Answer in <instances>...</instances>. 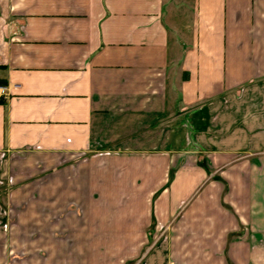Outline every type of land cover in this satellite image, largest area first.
I'll return each instance as SVG.
<instances>
[{
	"label": "crops",
	"instance_id": "0c3cea01",
	"mask_svg": "<svg viewBox=\"0 0 264 264\" xmlns=\"http://www.w3.org/2000/svg\"><path fill=\"white\" fill-rule=\"evenodd\" d=\"M0 84V264H264V0H1Z\"/></svg>",
	"mask_w": 264,
	"mask_h": 264
},
{
	"label": "rangeland",
	"instance_id": "374dc122",
	"mask_svg": "<svg viewBox=\"0 0 264 264\" xmlns=\"http://www.w3.org/2000/svg\"><path fill=\"white\" fill-rule=\"evenodd\" d=\"M0 3H1V0H0ZM12 181H10V183L7 184V186H6L7 188H4L5 189L4 191H1L0 190V193L2 192L1 194H4L5 195V193H8V192H11V195H14L15 194V192H13V191L15 190L14 185H16L15 184L16 182H14V180H12ZM9 210H10L11 213H15L17 211L12 206L10 207ZM89 238L90 237H88L87 239L89 240ZM103 239H104V241H103ZM118 239H119V237H118ZM162 239H163V237H161V236L160 237H152L151 236V238H149V241L146 244H150L151 243L153 245H156V244L160 243L162 241ZM9 240L10 239H9L8 236H0V250H1V248L3 246H6L7 244L10 243ZM47 240H49V238H47L46 241ZM139 240H140V238H139ZM93 242H95V243L96 242H99V243H102L103 242V243H105L106 250L105 251H101V252H93V253H90V254H89V252H87L86 254H88V256H86V258L84 259V264H87V262L89 264H126V263H124V261L127 262L128 259L126 260V256L125 255H130V253L129 252H122L121 253V252L114 251L111 248V246L114 245L115 242L117 243V239L115 241V238L113 236H106V237H103V238L100 237V239H98L97 241L96 240L95 241H92V243ZM44 243H45V241H44ZM87 243H89V241H87ZM139 245H141V244L139 243ZM0 254H1V252H0ZM133 254H134V256L136 255L138 257L137 259H139V261H141L142 259H144L145 256L147 255L146 252L145 253H141L140 251H138V253H133ZM16 260L17 259H13L11 261V263L12 264H16V262H17ZM129 262H127V264H131Z\"/></svg>",
	"mask_w": 264,
	"mask_h": 264
},
{
	"label": "built area",
	"instance_id": "2783aa9c",
	"mask_svg": "<svg viewBox=\"0 0 264 264\" xmlns=\"http://www.w3.org/2000/svg\"><path fill=\"white\" fill-rule=\"evenodd\" d=\"M10 94L9 86L0 84V101L6 100Z\"/></svg>",
	"mask_w": 264,
	"mask_h": 264
}]
</instances>
